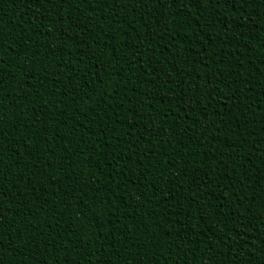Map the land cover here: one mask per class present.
<instances>
[{"label": "trees", "instance_id": "16d2710c", "mask_svg": "<svg viewBox=\"0 0 264 264\" xmlns=\"http://www.w3.org/2000/svg\"><path fill=\"white\" fill-rule=\"evenodd\" d=\"M0 264H264V0H0Z\"/></svg>", "mask_w": 264, "mask_h": 264}]
</instances>
